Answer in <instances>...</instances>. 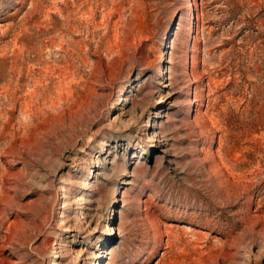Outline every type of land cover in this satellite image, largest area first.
Masks as SVG:
<instances>
[{
    "label": "rangeland",
    "instance_id": "1",
    "mask_svg": "<svg viewBox=\"0 0 264 264\" xmlns=\"http://www.w3.org/2000/svg\"><path fill=\"white\" fill-rule=\"evenodd\" d=\"M0 264H264V0H0Z\"/></svg>",
    "mask_w": 264,
    "mask_h": 264
}]
</instances>
